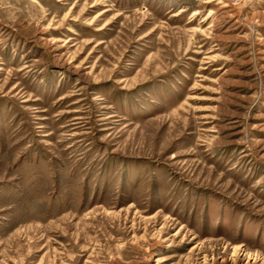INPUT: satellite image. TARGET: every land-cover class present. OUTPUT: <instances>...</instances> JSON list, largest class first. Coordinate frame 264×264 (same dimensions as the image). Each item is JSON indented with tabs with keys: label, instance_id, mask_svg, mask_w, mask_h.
I'll use <instances>...</instances> for the list:
<instances>
[{
	"label": "rangeland",
	"instance_id": "obj_1",
	"mask_svg": "<svg viewBox=\"0 0 264 264\" xmlns=\"http://www.w3.org/2000/svg\"><path fill=\"white\" fill-rule=\"evenodd\" d=\"M0 264H264V0H0Z\"/></svg>",
	"mask_w": 264,
	"mask_h": 264
}]
</instances>
